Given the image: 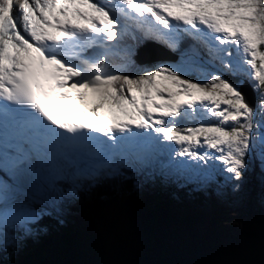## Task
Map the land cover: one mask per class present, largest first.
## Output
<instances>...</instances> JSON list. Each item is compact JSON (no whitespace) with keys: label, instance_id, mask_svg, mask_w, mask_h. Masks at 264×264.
Instances as JSON below:
<instances>
[{"label":"snow or ice","instance_id":"obj_1","mask_svg":"<svg viewBox=\"0 0 264 264\" xmlns=\"http://www.w3.org/2000/svg\"><path fill=\"white\" fill-rule=\"evenodd\" d=\"M113 13L140 25L151 17L162 28L149 24L145 37L173 51L184 36L203 43L219 71L203 82L185 78L189 68L184 65L158 66L135 77L106 72L105 58L82 54L126 33ZM227 75L247 78L255 107ZM165 92L166 102L155 103L165 100ZM0 101L30 109L26 123L57 139L67 137L55 129L75 139L90 138L84 132L99 133L114 144L119 142L116 132L132 133L133 127L156 133L181 146L176 155L218 160L230 174L226 179L238 181L247 157L264 163V0H0ZM197 105L219 123L179 128L177 118L186 110L195 112ZM8 111L0 103V115ZM76 112L99 123L77 120ZM108 119L115 123L104 125ZM18 123L0 119V144L8 137L6 129ZM229 123L231 128L224 127ZM205 146L219 155L196 151ZM5 200L0 192V248L12 242L8 229L39 218L31 208L4 207Z\"/></svg>","mask_w":264,"mask_h":264},{"label":"trees","instance_id":"obj_2","mask_svg":"<svg viewBox=\"0 0 264 264\" xmlns=\"http://www.w3.org/2000/svg\"><path fill=\"white\" fill-rule=\"evenodd\" d=\"M126 23V33L105 44L106 55L97 59L105 58L106 70L113 74L135 77L155 70L158 65L152 57H147L149 63L143 66L134 60L136 54L126 60L124 51L129 47L136 53L151 43L135 20ZM186 48L196 50L189 43ZM197 51L210 57L204 50ZM183 123L177 126L183 128ZM161 160L170 165L164 157ZM254 169L247 187L252 198L259 197V190L264 188V175ZM130 170L136 171L132 174ZM154 170L155 174L149 166L120 167L110 175H105L106 170H96L92 175L85 168L86 176L75 179L82 198H77L76 192L73 199L44 194L55 211L44 204L7 199L18 209H33L39 218L7 230L12 242L0 248V264H264L263 252H248L240 244L235 247L228 242L231 232L224 228H213L208 236L196 234L195 226L207 218L204 208H214V202L206 200L214 184L196 187L195 191L185 181H170L158 168ZM216 182L222 183V179L218 177ZM67 184L72 185L69 178ZM254 215L253 206L247 205L248 225H254ZM218 217L215 214L213 222H219Z\"/></svg>","mask_w":264,"mask_h":264},{"label":"rangeland","instance_id":"obj_3","mask_svg":"<svg viewBox=\"0 0 264 264\" xmlns=\"http://www.w3.org/2000/svg\"><path fill=\"white\" fill-rule=\"evenodd\" d=\"M96 3H99V0H95ZM148 23L151 24L155 28H162V26L158 25L154 20L151 19V17L147 18ZM129 21V20H128ZM151 22V23H150ZM121 23L122 30L125 24ZM173 24H175V21H172ZM142 25H137L138 28H140ZM144 27V26H142ZM146 27V26H145ZM148 27V25H147ZM181 28L185 27L183 25H180ZM203 28V26H201ZM205 33H207V30L204 29ZM21 33H23V30L21 29ZM25 35V34H24ZM208 36H212V33H207ZM189 43V47L193 45V47L203 46L201 42L193 40L191 37L184 36L180 42L179 50L173 51L169 47L165 46L163 43H159L156 40L152 39V42L150 47L147 48L146 51H142V55L147 57H152L153 59H156L157 61L154 63L158 66L168 65L172 67H180L181 65H184L185 67L189 68V71L187 72V75L185 78L192 79L193 81H201L203 82L210 73L214 71H219V62L213 60L211 57L203 56L202 54L196 52L195 49L186 48V45ZM161 44V45H160ZM204 47V46H203ZM227 47L232 48L233 53L236 52V49L232 45H228ZM204 51H206L207 55L208 50L207 47H204ZM107 51L105 48H101V50H95L87 53L84 56L89 57L92 60H95V58L102 57L106 55ZM134 53L133 47H129L127 51H124V55L126 56V60L133 57ZM210 56V55H209ZM176 58L175 62H166L162 60H168L172 61ZM69 63L73 64H79L80 61L75 58V60H67ZM211 62V63H208ZM157 66V67H158ZM245 67H247L245 65ZM107 69V67H106ZM108 73H112L110 70H106ZM113 74V73H112ZM226 79H229L230 81L237 83L239 87H246L251 88L247 78L243 76H231L227 75ZM247 80V81H245ZM242 81H245L244 84H242ZM247 85V86H245ZM165 100H156L155 103H164L167 99V93H164ZM254 101L255 105L257 104V100L255 98L254 93ZM77 114L83 118H87L92 120L94 123H99L98 121H95L93 117L90 115H82L80 112H77ZM187 121L189 124L188 126H184L181 129H186L190 127H199L201 125H215L219 123V120L215 117H212L210 114L205 112L199 105H197L196 111L193 112L191 110H186L185 115L178 117L176 120V123L178 124L180 121ZM124 123H127V121H122ZM104 125L108 124H114L115 121L112 119L105 120ZM226 128H231L232 124H226L224 125ZM148 137L150 136L151 139H147L145 143L139 144V145H126L125 151H123L122 147L120 150L116 151L115 157L113 160L110 161L109 158H100L101 159V171H105V175L112 174L118 169H114V165L118 164V166H139L140 169L149 166L152 173L155 174L156 170L154 168H158L160 173L165 176V179H168L170 181H185L186 185L192 186L195 191L196 187L204 188L205 186H209L214 184L213 191H211L209 194L206 195L207 201H213L214 202V208L212 206L205 207V211L207 213L206 220L199 224L198 226H195V232L199 236H208L211 234L213 228L214 229H220L224 228L231 232L232 238L228 239V242H231L235 245H243V247H247L248 252L253 253H264V188L259 190V197H251V194L248 192V184L251 178V174L255 172L254 167L257 169V173L259 172V175H264V163H262L259 159L255 158L254 156L247 157V168L242 170V176L241 179L236 180H227L226 177L230 174L223 172L222 169L224 165H222L218 160H207V161H200V160H193L187 156H178L176 155V152L179 151L180 145L175 144L174 142H165L162 141L161 138H158L156 136V133H149L146 132ZM202 139V138H201ZM160 147L165 148V152L168 154H161L163 153L160 151ZM196 151L200 154H207L209 156H218L219 153H216L212 149H208L205 147H198L196 148ZM118 153V154H117ZM26 153H22V157L25 156ZM161 157H164L166 161L170 162V165H166L162 163ZM124 158V159H123ZM47 156L45 155V161L47 162ZM50 159V158H49ZM53 159V160H52ZM50 159V162L52 160V163L55 164V166L61 168L62 175L68 176L69 180L72 182V189L74 192L77 193L78 198H82L81 192H79L76 187L78 186L77 182H75V179L78 178L79 172L74 167H67V169L64 171L60 165L62 163L56 158ZM148 159V160H147ZM20 159L10 157L7 161L10 162L9 164H0V192H2L3 196L6 197L4 207H10L12 204L7 203V199H9L11 188L16 184L15 182L20 180V176L26 172L25 171L28 166L21 165L15 161H19ZM49 161V160H48ZM123 161V162H121ZM111 162L114 164L111 166L109 164ZM24 166V167H23ZM107 167H111V169L108 170ZM136 170H131L130 172L133 174ZM27 172H30V169L27 170ZM56 174H59L56 172ZM86 176V174H85ZM81 177V176H80ZM92 177V175L90 176ZM222 179V183L216 182L217 178ZM38 179V178H37ZM84 180V178H82ZM30 184L28 183V189L36 188L40 189V187L35 186L32 187V185H35V180L28 179ZM41 178H39L36 181H40ZM141 188V187H140ZM37 190V193L39 192ZM206 190V189H205ZM36 193V192H35ZM39 199V198H38ZM45 201L50 204L52 208L53 204L49 202L47 197L45 196ZM84 204V202H82ZM18 205V204H17ZM252 205L254 209V225H248L246 222L247 216H246V206ZM16 206V205H14ZM52 210V209H50ZM217 214L219 216V222H213V216ZM220 223L222 225H220ZM253 231L250 235V232ZM226 239V238H225ZM240 241V243H239ZM246 243V246L244 243Z\"/></svg>","mask_w":264,"mask_h":264},{"label":"water","instance_id":"obj_4","mask_svg":"<svg viewBox=\"0 0 264 264\" xmlns=\"http://www.w3.org/2000/svg\"><path fill=\"white\" fill-rule=\"evenodd\" d=\"M147 47L143 46L137 51V55H135L134 60L136 61L137 64L139 65H145L149 63V60H147L143 55L142 51H146ZM153 61H157L156 59H153ZM166 62H175L176 58L172 61L168 60H162ZM247 86V85H245ZM240 90L243 92L245 95L246 99L248 102L255 107V101H254V92L250 88L246 87H240ZM60 159L64 161L70 162V164L80 167L81 165V157L78 154V151L75 148L68 149L66 151H63L60 153ZM21 165L28 166L24 174L20 176V180L16 181L15 185L13 188H11L9 198H16V201L24 202L28 201L27 204H30V202L34 203H40L44 204L48 207V209H52L51 211H55L47 201H45V191L47 193H51L54 196L56 195H62L66 196L68 199H73L74 195L71 194L73 193V189L67 184L66 177L63 175L56 174V172H52L48 169L46 166V161H45V153L41 149H35L33 150L28 157L21 162ZM24 167V166H23ZM30 169V172H27V170ZM39 178H41L40 181H36ZM28 179H33L35 180V185H32V187L38 186L40 189L33 188L28 189L30 184ZM67 187V189H66ZM70 187V189H68ZM37 190L39 191L37 193ZM63 191L66 192V195H63ZM36 192V193H35ZM78 198V196L76 195ZM39 198V199H38ZM74 201V200H73ZM71 201V202H73ZM50 206V207H49Z\"/></svg>","mask_w":264,"mask_h":264},{"label":"bare ground","instance_id":"obj_5","mask_svg":"<svg viewBox=\"0 0 264 264\" xmlns=\"http://www.w3.org/2000/svg\"><path fill=\"white\" fill-rule=\"evenodd\" d=\"M202 45L204 47H206L203 43H202ZM204 49H200V46L197 45L196 52H198L197 50L203 51ZM81 143L82 142L75 143V145H77V147L82 151V153H83V162H84L85 165L87 164V160L88 161H90V160L92 161L93 160V157L94 158H99V159L102 157V152H97V155H89V154H87L86 147L83 146ZM63 147H65V145L64 144H61V143H56V142H53V141H48L47 142V145H46V148H45V153H48L47 155H48V160L49 161L47 163L49 165L55 166V164L52 163V160H53L52 158H54L56 156L57 152L60 151ZM23 152H26V151H23ZM20 153L21 152H18V153H15L14 155L18 156ZM20 157L21 156H18L17 159H20ZM49 158L52 159L51 162H50V159ZM44 193L47 194L46 191Z\"/></svg>","mask_w":264,"mask_h":264}]
</instances>
